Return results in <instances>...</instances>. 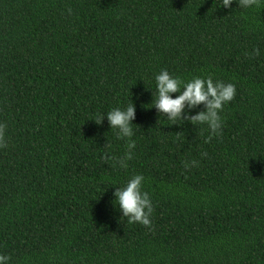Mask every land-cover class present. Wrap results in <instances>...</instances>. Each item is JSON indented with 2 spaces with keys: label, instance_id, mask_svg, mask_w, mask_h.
Segmentation results:
<instances>
[{
  "label": "trees",
  "instance_id": "obj_1",
  "mask_svg": "<svg viewBox=\"0 0 264 264\" xmlns=\"http://www.w3.org/2000/svg\"><path fill=\"white\" fill-rule=\"evenodd\" d=\"M163 69L236 85L221 135L191 124L204 105L176 122L153 107ZM131 102L137 147L121 168L127 141L95 121ZM0 122L10 264H264V4L0 0ZM136 174L150 228L114 204Z\"/></svg>",
  "mask_w": 264,
  "mask_h": 264
},
{
  "label": "clouds",
  "instance_id": "obj_2",
  "mask_svg": "<svg viewBox=\"0 0 264 264\" xmlns=\"http://www.w3.org/2000/svg\"><path fill=\"white\" fill-rule=\"evenodd\" d=\"M237 0H222L223 8H231ZM264 4V0H238V5L243 9H251ZM69 14L71 9H68ZM259 48H254L249 57L259 56ZM156 94L153 100V107L166 116L168 121H184L186 110H195L204 105V110L198 111L194 116H189L192 125H207L211 139L213 136L222 134L224 119L221 113L226 105L230 104L237 95V88L234 83H225L215 80L212 76H194L187 82L179 76L169 73L163 69L155 76ZM179 93L173 97V94ZM105 116L109 122L111 131L115 130L117 138L126 140L127 151L124 156L116 161L121 168L128 167V161L132 160L137 147L133 139L135 133L133 121L136 119V107L133 102L126 107H116L106 115L100 116L95 122L102 124ZM8 147L7 125L0 122V149ZM207 156V153H202ZM196 161H185L184 167L191 168ZM145 177L136 174L128 180L125 186L117 188L114 193V204L118 207L122 218H127L128 223H139L145 227L152 226L153 203L147 191H144L143 184ZM11 257L0 254V264H10Z\"/></svg>",
  "mask_w": 264,
  "mask_h": 264
}]
</instances>
